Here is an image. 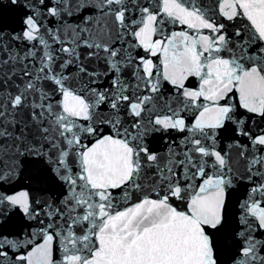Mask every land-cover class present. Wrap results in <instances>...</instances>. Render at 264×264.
I'll return each mask as SVG.
<instances>
[{"label":"snow or ice","instance_id":"snow-or-ice-1","mask_svg":"<svg viewBox=\"0 0 264 264\" xmlns=\"http://www.w3.org/2000/svg\"><path fill=\"white\" fill-rule=\"evenodd\" d=\"M0 264H264V0H0Z\"/></svg>","mask_w":264,"mask_h":264}]
</instances>
